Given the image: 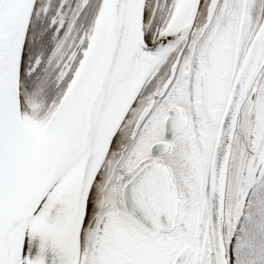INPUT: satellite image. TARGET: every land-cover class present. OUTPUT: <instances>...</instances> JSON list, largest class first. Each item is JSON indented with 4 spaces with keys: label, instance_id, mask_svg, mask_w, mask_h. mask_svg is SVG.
<instances>
[{
    "label": "snow or ice",
    "instance_id": "obj_1",
    "mask_svg": "<svg viewBox=\"0 0 264 264\" xmlns=\"http://www.w3.org/2000/svg\"><path fill=\"white\" fill-rule=\"evenodd\" d=\"M0 264H264V0H0Z\"/></svg>",
    "mask_w": 264,
    "mask_h": 264
}]
</instances>
